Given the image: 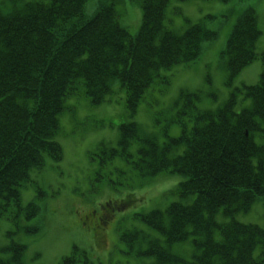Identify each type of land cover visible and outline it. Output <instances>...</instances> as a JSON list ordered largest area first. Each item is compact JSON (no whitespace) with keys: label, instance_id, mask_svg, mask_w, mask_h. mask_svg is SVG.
Listing matches in <instances>:
<instances>
[{"label":"trees","instance_id":"1","mask_svg":"<svg viewBox=\"0 0 264 264\" xmlns=\"http://www.w3.org/2000/svg\"><path fill=\"white\" fill-rule=\"evenodd\" d=\"M85 1L30 0L0 11V216L11 205L27 218L36 216L33 203L22 208L20 186L29 180L30 169L43 164L45 153L57 158L52 133L66 99L81 93L80 78L93 102L104 99L119 81L128 110L135 111L158 71L195 61L203 45L219 36L208 25L217 17L212 13L183 31L170 28L166 18L172 0H141L143 18L136 35L121 26L107 3L86 18ZM257 14L251 4L239 12L221 55L228 85L261 59L258 83L234 88L216 110H198L194 104L182 109L193 125L180 121V136L159 141L128 121L119 126L118 144L102 149L108 157L131 158V140L141 141L129 183L140 178L150 182L162 173L179 175L171 190L175 201L140 216L148 233L160 235L150 238L143 251L151 256L149 264H264V227L234 217L264 196V51L256 47L262 34ZM129 201L136 203V196ZM220 213L231 219L219 221ZM140 233L131 234L140 240ZM183 244L192 248L191 261L175 251V245ZM10 248L12 262L19 263L25 245ZM12 262L0 257V264Z\"/></svg>","mask_w":264,"mask_h":264},{"label":"rangeland","instance_id":"2","mask_svg":"<svg viewBox=\"0 0 264 264\" xmlns=\"http://www.w3.org/2000/svg\"><path fill=\"white\" fill-rule=\"evenodd\" d=\"M99 1L88 0L85 13L94 14L103 0ZM114 1L120 11L122 25L131 35H136L143 18L140 2ZM250 4L258 12L262 31L257 48L259 52L264 51V0H172L167 9V24L175 30H183L187 24L197 22L206 14L217 15L208 25L218 29L219 36L205 44L196 61L165 70L170 74L158 71L162 74L151 78L150 87L135 113L128 111L125 89L118 81L114 83V92L108 96L110 100L103 105L91 103L86 96H72L76 103L72 97L68 99L74 109L60 114V131L56 136L63 146V158L55 161L46 155L44 166L31 174L36 182L21 188L23 206L35 202L40 212L30 219L26 218L24 210L0 218V257L12 262L14 251L10 247L12 244H24L26 249L21 263L11 264H149L151 256L143 251L148 249L150 238H160V235L148 233L147 222L140 216L154 209H166L175 201L171 190L176 186L167 182L164 177L167 173H162L163 176L147 182L143 189L138 188L146 196L144 200L118 209L104 228V241L96 240L94 230L87 226L92 220H88L87 225L82 223L88 214L86 211L93 209L97 212L93 214L95 217L103 202L123 196L128 187L142 182L136 180L126 185L129 177L133 180V162L121 156L102 164L105 154L99 150V144L103 141L107 146L116 145L119 124L128 121L136 122L144 136L166 141L179 135L181 119H192L190 113L180 114L182 109L187 110L196 103L198 110H216L225 103L234 88L258 83L263 70L261 59L247 65L228 85L230 78L220 57L239 12ZM11 7L12 0H0V9ZM165 75H170L168 84L164 82ZM250 102L251 99L248 104ZM137 140H133L130 146L133 159L141 143ZM122 170L124 174L120 173ZM99 174L110 175L107 178L117 181L116 188L107 178L98 179ZM168 175L179 180L177 174ZM38 187L41 189L38 190ZM135 215H138L137 219ZM235 218L264 227V196L254 202L248 211L236 213ZM230 219L222 213L218 215L219 221ZM40 221L42 225L38 231L26 230L35 228ZM135 230L143 232L140 233V240L131 234ZM126 231L129 232L123 233ZM259 250H256V255ZM175 251L186 261L192 260V248L187 244L175 245ZM68 255H72L70 261H63Z\"/></svg>","mask_w":264,"mask_h":264}]
</instances>
